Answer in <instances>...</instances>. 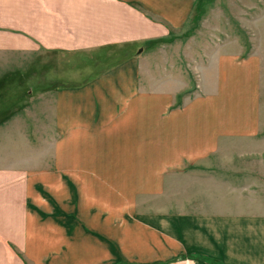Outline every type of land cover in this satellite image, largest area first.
I'll return each mask as SVG.
<instances>
[{"label": "crops", "instance_id": "crops-1", "mask_svg": "<svg viewBox=\"0 0 264 264\" xmlns=\"http://www.w3.org/2000/svg\"><path fill=\"white\" fill-rule=\"evenodd\" d=\"M184 1L188 0H0L4 54L9 50H112L119 42L133 41L130 50L113 56L111 67L120 64V68L111 74L109 68L99 71L104 75L100 82L81 88L86 91L76 98V112L62 110L59 101L80 89L60 86L61 98L57 96L54 105L48 103L52 121L56 120L48 133L36 138L29 127L23 133L11 123L0 124V141L27 148L19 151L20 157L0 144V264H264V234L258 229L264 223L257 218L230 219L226 214L206 217L210 219L206 223L174 214L166 226V215L158 213L162 205L145 208V203L134 201L135 195H145V168L150 163L145 156V114L154 118L153 110H161L162 129L171 127L179 138L182 133L187 139L204 135L208 142L232 135L215 134L213 125H208L214 114L229 121L230 111L223 108L230 109V94L238 95L230 93L237 78H220L226 60L218 54L214 71L203 70L211 85L206 87L208 92H203L205 87L191 90L203 92L198 95L204 101L192 104L189 98L191 106L182 123L171 124L168 119L183 109L184 102L176 99L179 86L157 105L147 99L145 108L134 110L135 79L130 67L140 52L144 54L145 45L175 44L172 41L189 15L181 8ZM245 60L244 55L234 56L232 66ZM136 62L140 67V60ZM202 102L205 110L198 108ZM232 130L240 132V126ZM112 137L117 147L113 155ZM74 179H84L85 187ZM216 219L221 220L219 236L204 230L213 232ZM249 230L253 232L243 234ZM231 251L236 256L231 257ZM188 254L195 259L187 258ZM151 258L158 261L153 263Z\"/></svg>", "mask_w": 264, "mask_h": 264}, {"label": "rangeland", "instance_id": "rangeland-1", "mask_svg": "<svg viewBox=\"0 0 264 264\" xmlns=\"http://www.w3.org/2000/svg\"><path fill=\"white\" fill-rule=\"evenodd\" d=\"M180 5L189 11V15L180 34L172 41L175 44L165 45V48H158V44L145 45L144 54L140 52L130 67L135 79L131 92L136 104L134 110L145 108L147 99L150 104L157 105L163 96L179 86L182 89L176 99L184 102L183 109L168 119L171 124L182 123L191 106L189 98L193 99L192 104L204 101L205 98L198 94L207 93L211 85L206 82L203 70L206 67L207 72L214 71L218 54L221 61L226 60L220 78L223 81L237 78L230 93L238 95L229 93L230 109L223 108L225 112L230 111L229 121H221L220 114H214V120L208 125H213L215 134L232 135H220L208 142L203 139L204 135L195 137L192 134L193 138L187 139L186 133H182L179 138L171 127L162 129L161 110H153L154 118L145 114V156L150 163L145 168V195H135L134 201L145 203V208L162 205L163 211L160 208L158 213L166 215V226L174 219V214L186 216L188 220L197 218V222L206 220V223L210 221L206 217L222 218L226 214L230 219L254 217L264 223V0H188ZM130 43L133 41L119 42L112 50L102 47L72 49L66 53L41 49L27 53L9 50L4 54L0 51V124L11 123L13 129L23 133L29 127L36 138L48 133L56 123V120L52 121L48 103L52 101L54 105L57 96L61 98L60 86L80 89L66 100L63 96V103L59 101L62 110L76 112V98L86 91L81 88L91 87L101 80L104 75L98 74L99 71L109 68L107 73L111 74L120 68V64L111 67L113 56L130 50ZM240 54L246 60L233 67V57ZM199 87H205L204 91L191 92ZM144 91L145 98H142ZM229 103L226 100V104ZM198 108L205 110L207 105L202 102ZM203 115L204 112L198 117ZM249 121L252 122L251 129ZM236 122L240 132L232 130L237 126L233 125ZM236 132L239 133L233 136ZM248 133L251 136H247ZM111 139L113 152L110 150V154L113 155L117 147L114 148L115 138ZM5 143L0 141L6 152L20 157L19 151L27 149L16 142ZM175 163L176 168L170 166ZM83 180L74 179V183L85 187L81 184ZM130 195L133 198V193ZM71 210L76 212V206ZM215 222L213 232L204 230L219 236L221 220ZM258 229L264 234V226ZM252 232L243 231V234ZM230 255L236 256L233 251ZM187 258L195 259L190 254Z\"/></svg>", "mask_w": 264, "mask_h": 264}]
</instances>
